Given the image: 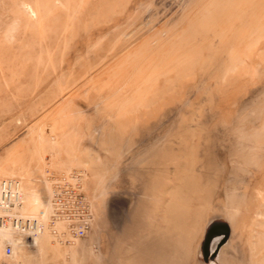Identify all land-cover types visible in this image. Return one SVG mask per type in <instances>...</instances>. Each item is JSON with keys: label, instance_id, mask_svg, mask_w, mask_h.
Returning <instances> with one entry per match:
<instances>
[{"label": "rangeland", "instance_id": "rangeland-1", "mask_svg": "<svg viewBox=\"0 0 264 264\" xmlns=\"http://www.w3.org/2000/svg\"><path fill=\"white\" fill-rule=\"evenodd\" d=\"M73 171L86 236L0 222V264H264V0H0V216Z\"/></svg>", "mask_w": 264, "mask_h": 264}, {"label": "built area", "instance_id": "built-area-1", "mask_svg": "<svg viewBox=\"0 0 264 264\" xmlns=\"http://www.w3.org/2000/svg\"><path fill=\"white\" fill-rule=\"evenodd\" d=\"M85 180V173L81 171L66 173L54 179L48 197L51 213L46 223L33 217L22 219L13 213L5 217L0 216V222L23 220L22 231L30 240L44 232L55 240L70 244L75 239L84 238L93 220L92 204L83 192ZM20 190L21 185L17 179L0 178L1 211L8 213L20 206ZM11 252V247H6V254L10 255Z\"/></svg>", "mask_w": 264, "mask_h": 264}, {"label": "water", "instance_id": "water-1", "mask_svg": "<svg viewBox=\"0 0 264 264\" xmlns=\"http://www.w3.org/2000/svg\"><path fill=\"white\" fill-rule=\"evenodd\" d=\"M229 231L227 227L221 225L211 228L203 243V256L205 259L214 258L219 248L225 243Z\"/></svg>", "mask_w": 264, "mask_h": 264}, {"label": "bare ground", "instance_id": "bare-ground-1", "mask_svg": "<svg viewBox=\"0 0 264 264\" xmlns=\"http://www.w3.org/2000/svg\"><path fill=\"white\" fill-rule=\"evenodd\" d=\"M19 202H20V204H21V192H20V196H19ZM19 204V205H20ZM4 211H6V210H4ZM9 221H11V220H9ZM8 221V222H9ZM10 223V222H9ZM23 223H24V221L22 220V221H20L19 222V220H18V222L17 221H13V222H11V225L10 226H13V228L17 231V230H22V226H23ZM24 232V231H23Z\"/></svg>", "mask_w": 264, "mask_h": 264}]
</instances>
